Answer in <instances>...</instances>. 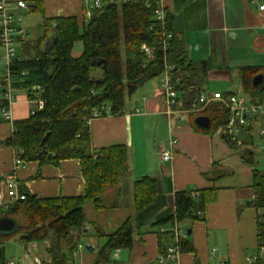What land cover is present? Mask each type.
Segmentation results:
<instances>
[{"label":"crops","instance_id":"crops-1","mask_svg":"<svg viewBox=\"0 0 264 264\" xmlns=\"http://www.w3.org/2000/svg\"><path fill=\"white\" fill-rule=\"evenodd\" d=\"M21 1L27 4L28 10L15 8L12 11L20 18L23 14H36L42 21V16L33 12L35 6L40 5L45 18L72 16L77 18L79 25L87 21L84 13L88 6L82 0ZM165 3L173 32L185 47V58L190 63L206 65L207 75L201 91L212 93L208 91V81H213L226 84L228 91L225 94H235L232 90L242 91L241 69L264 68V12L258 11L256 0H167ZM26 37V41H30ZM21 45H18L19 49ZM79 55L73 53L74 57ZM156 80L155 84L146 83L141 87V94L132 105L131 98L127 99L121 114L95 118L88 125L91 151L125 146L128 167L120 175L118 186L105 192L102 198L105 209L96 211L91 204L84 205V213L92 209V216L96 215L90 220L85 215L87 223L82 232L93 239L88 245L92 251L84 254L79 250L75 256L67 253L66 264L97 263L98 252L105 244V238L99 235L114 232L128 218L134 228L133 246L128 250L111 251L108 262L98 261V264H150L168 246L167 239L159 234V227L154 224L174 213L173 193L191 189L214 188L215 202L205 207L203 221H196L186 228V231L191 230L189 241L194 251L182 253L179 264H219L222 261L246 264L245 260L258 252L256 210L253 205L244 204L254 198L251 188L253 168L241 160L238 151L223 141L218 131L213 135L196 132L191 122L198 116L192 120L194 114L174 113L168 122ZM13 92L12 122L0 116V190L3 188L2 176L12 169L15 154L3 143L13 134V124L28 119L31 110L36 108V101H30L25 90ZM1 93L0 88V102L3 99ZM260 124L259 120L253 129L255 143H264V137L258 135L262 128ZM171 138L176 143L169 147ZM161 149L170 152L169 162L158 157ZM254 168L262 169L257 165ZM16 175L20 191L39 199L84 194L78 160L61 161L57 166L24 163ZM145 176L156 181L158 196L152 208L136 218L132 184ZM113 199L119 201L118 206L117 203L106 205L105 202ZM120 203L128 207L126 217L111 215L99 219L97 216L108 208L117 211ZM13 243H18L20 255L15 264H52L48 254L50 240L26 245L18 241Z\"/></svg>","mask_w":264,"mask_h":264},{"label":"trees","instance_id":"trees-1","mask_svg":"<svg viewBox=\"0 0 264 264\" xmlns=\"http://www.w3.org/2000/svg\"><path fill=\"white\" fill-rule=\"evenodd\" d=\"M33 12L42 16L41 34L32 42L20 43L21 52L10 65V82L14 91L25 90L30 101H43V108L26 120L16 121L13 134L3 144L15 151L21 163L57 166L61 161L78 160L84 194L39 199L25 193L23 201L0 210V218L12 219L16 224L10 234L0 233V264H5V244L18 241L26 245L43 240H50L51 263L66 264L67 253L76 250L74 235L80 236L87 223L85 203H90L96 211L105 209L102 200L105 192L117 187L120 175L127 170V149L115 145L91 151L86 120L94 109L109 105L113 114H121L127 99L162 74L165 60L175 68V89L181 95V108L187 111L197 102L207 75L204 63L193 64L185 58V47L173 32L169 13L165 31L171 33L172 38L167 41V50L162 49V30L153 20L152 9L145 0L95 9L82 25L72 16L45 18L40 5L35 6ZM77 42L81 43L82 51L74 57L72 48ZM141 45L152 50L151 61L146 60ZM95 72L99 75L94 76ZM259 74L263 76L262 82L253 87L252 80ZM240 78L243 94L248 100L253 104H264V68L241 69ZM196 116L208 117L210 127L202 130L192 121L193 129L213 135L219 129H225L229 112L220 104H211L194 114L192 120ZM222 137L236 151L235 144L239 140L245 145L254 141L253 134L247 130ZM239 155L253 168L251 188L256 210L258 256L264 249V215L258 213L264 209V169L254 168L257 163L253 150L242 151ZM192 190L196 196L192 195ZM215 191L211 188L173 193L174 213L154 225L169 228L176 220L189 229L194 222L203 221L205 207L215 202ZM157 196V183L153 178L145 176L133 182L136 218L152 208ZM133 229L132 220L128 218L114 232L99 235L105 238V244L99 250L95 264L108 262V255L113 250L130 249ZM159 234L169 240V232ZM189 237L187 235L181 241V253L194 251Z\"/></svg>","mask_w":264,"mask_h":264},{"label":"built area","instance_id":"built-area-1","mask_svg":"<svg viewBox=\"0 0 264 264\" xmlns=\"http://www.w3.org/2000/svg\"><path fill=\"white\" fill-rule=\"evenodd\" d=\"M88 6L84 13V18L87 20L91 16L93 10H100L109 5L120 6L123 4L134 3L137 0H82ZM147 6L152 9V18L156 24L162 30V49L164 51L168 48V40H171L172 34L165 31L166 17L168 14V8L166 7L167 0H145ZM257 9L259 12H264V0H256ZM28 10V6L24 1H12V0H0V47L2 48L3 56L0 63V88L2 89L3 99L0 102V113L3 119L7 122H12L11 118V106L14 101V92L11 88L10 82V65L14 59H17V49L20 43L26 41L28 31L22 24L20 17L16 16L12 11L14 9ZM141 51L143 52L147 61L152 59V50L145 45H141ZM175 68L167 64L164 60V67L162 74L158 77V87L160 90L161 99L165 106L164 116L169 122L170 116L174 113H190L195 114L201 112L205 107L211 104H220L225 107L229 112V119L225 129H219V133L222 136L236 135L239 130H247L253 134L255 124L260 120L264 121V104H253L246 97L237 94H221L219 92L207 93L201 91L197 102L190 110H181V95L175 89V83L173 81ZM43 108V101H36V108L31 110V115L36 111H40ZM136 113H140V110H136ZM115 114L112 113L109 105H101L94 109L91 116L86 120V124L89 125L90 121L95 118L109 117ZM119 115V114H117ZM258 135L264 137V128L258 130ZM176 143V140L171 138L168 142V146L172 147ZM161 161L169 162L171 160V154L166 149H161L158 156ZM24 163H21L19 156L15 153L13 157L12 169L4 174L1 179L2 190H0V210H7L9 206L16 202L23 201L25 199V192L20 191V187L17 180L16 172L18 168L22 167ZM192 195H197L192 190ZM169 232V245L165 250L160 253L150 264H166L167 262H173L179 264L182 253L180 252V243L187 237V231L176 220L173 221L169 228L161 226L159 233ZM81 244H77L76 250L73 252L75 256L76 252L80 250ZM264 249H261L258 256L255 255L245 260L246 264H264V260L261 258L264 255ZM5 264H15L14 260L5 262ZM219 264H227L226 262H220Z\"/></svg>","mask_w":264,"mask_h":264},{"label":"rangeland","instance_id":"rangeland-1","mask_svg":"<svg viewBox=\"0 0 264 264\" xmlns=\"http://www.w3.org/2000/svg\"><path fill=\"white\" fill-rule=\"evenodd\" d=\"M22 20V24H24L27 29H28V37L30 38L29 40L32 42L34 40H36L40 34H41V29H40V25H41V17L36 15V14H23V16L21 17ZM16 51L17 54H20V49L18 46H16ZM72 54L74 53L75 55L78 53H81V43H76L74 45V48H72ZM2 48L0 47V63H1V58L3 56V52H2ZM93 75H99L98 72L93 73ZM158 78H155L153 80H151L150 82H148L149 84H155L157 82ZM224 83V82H223ZM223 83H216L211 81V83L208 81V91L209 92H214V91H219V93L221 94H225L228 89L225 86L226 84ZM141 88H139L135 94L131 97L132 103L130 102V105H132L138 98L139 93L141 94ZM233 93L237 94V95H243V91H236V89H234V91L232 90ZM1 96V95H0ZM250 101V100H249ZM128 101L126 100V103ZM251 102V101H250ZM1 116V114H0ZM260 127L264 128V121H261ZM256 131V130H255ZM219 132V131H218ZM256 137V135H255ZM236 148L238 149V151L240 153L245 152V150H253L254 154H255V162L257 163V167H262V169L259 170H263L264 169V143L257 141L255 143V141H253V144L251 145H245L242 143V141L240 142V140L235 144ZM121 201V200H120ZM119 202V201H118ZM118 202L113 199L112 202L111 200H108L106 205H111L113 203H117L116 205L118 206ZM122 202V201H121ZM121 204V203H120ZM85 206H91L90 203H85ZM92 209H88L87 211L85 210V215L87 217L88 220H90V218H94L96 215H93L94 211H91ZM129 213L128 207H126L125 205H119V209L117 211H112L111 208H108V210L106 209V211H100L97 216L100 218H102V216H106L105 218H108L107 216H111V215H115V216H127ZM258 213L260 215H264V209H261L260 211L258 210ZM76 242L77 244H81L80 251L81 253L87 254L88 252L85 250V247L88 246L89 244H91L93 242V239L90 237V235L88 233L85 234H81L80 237H76ZM100 243H102V241H100ZM19 245L18 243H13V242H9L7 244H5L4 246V259L5 262L11 261V259H14V261L17 263V261H19V257L20 255H18V250ZM79 252H76V254H78Z\"/></svg>","mask_w":264,"mask_h":264},{"label":"water","instance_id":"water-1","mask_svg":"<svg viewBox=\"0 0 264 264\" xmlns=\"http://www.w3.org/2000/svg\"><path fill=\"white\" fill-rule=\"evenodd\" d=\"M97 65L100 64V62L96 63ZM263 76L262 75H256L252 80V86L257 87L262 82ZM193 124L196 127H199L202 130H208L210 127V120L206 116H198L194 119ZM254 201L250 200L249 202H244L246 206L253 205ZM16 224L12 219L8 218H0V233L2 234H10L15 230ZM191 230L187 231V235L190 236ZM86 251H92V247L86 246Z\"/></svg>","mask_w":264,"mask_h":264}]
</instances>
